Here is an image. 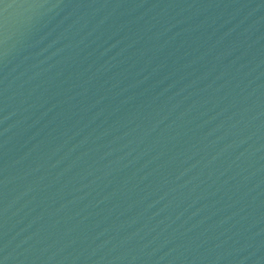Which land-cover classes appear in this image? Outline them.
I'll return each mask as SVG.
<instances>
[{"label": "water", "instance_id": "95a60500", "mask_svg": "<svg viewBox=\"0 0 264 264\" xmlns=\"http://www.w3.org/2000/svg\"><path fill=\"white\" fill-rule=\"evenodd\" d=\"M0 264H264V0H0Z\"/></svg>", "mask_w": 264, "mask_h": 264}]
</instances>
